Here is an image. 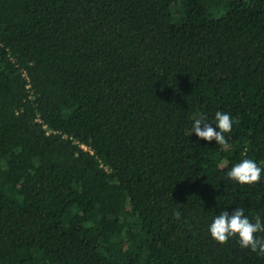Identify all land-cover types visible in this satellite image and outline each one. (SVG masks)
Segmentation results:
<instances>
[{
  "label": "trees",
  "instance_id": "16d2710c",
  "mask_svg": "<svg viewBox=\"0 0 264 264\" xmlns=\"http://www.w3.org/2000/svg\"><path fill=\"white\" fill-rule=\"evenodd\" d=\"M217 111L227 149L192 132ZM245 158L264 169V0H0V264H264L209 232L264 220V172L227 178Z\"/></svg>",
  "mask_w": 264,
  "mask_h": 264
},
{
  "label": "clouds",
  "instance_id": "9594fccd",
  "mask_svg": "<svg viewBox=\"0 0 264 264\" xmlns=\"http://www.w3.org/2000/svg\"><path fill=\"white\" fill-rule=\"evenodd\" d=\"M215 125L206 123L202 119H195L192 132L200 139L209 143L216 141L222 148H228V140L225 134L231 133L233 129V119L230 114L222 111L215 113ZM219 129L217 131L216 129ZM264 169L252 159H242L239 163L227 171V178L240 185H254L261 180ZM176 219H180V213H174ZM211 237L219 244H227L232 237L239 238V244L242 248L250 249L258 255L264 256V239L257 238V233L264 232V220L259 215L251 221L243 208L239 207L230 215L223 211L216 215L209 226Z\"/></svg>",
  "mask_w": 264,
  "mask_h": 264
}]
</instances>
